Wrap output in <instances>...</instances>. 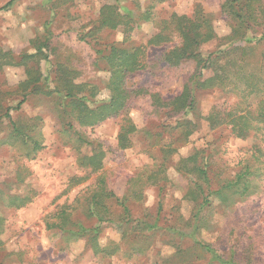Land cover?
Returning <instances> with one entry per match:
<instances>
[{"label": "rangeland", "instance_id": "rangeland-1", "mask_svg": "<svg viewBox=\"0 0 264 264\" xmlns=\"http://www.w3.org/2000/svg\"><path fill=\"white\" fill-rule=\"evenodd\" d=\"M227 1L0 0V8L11 2L0 11V49L13 57L11 64L0 66V104L4 108H15L22 100L18 86L27 80L23 62L33 70L38 68L42 78L50 62L74 68L79 72L74 83L94 85L96 102L108 100V73L94 67L92 48L77 40L78 32L96 22L105 5H114L122 15L130 16L129 22L134 23L129 41L146 48V69L128 77L126 86L133 95L124 114L92 128H80L64 113L70 114L71 109L62 107L60 96L40 90L28 94L18 109L10 110L29 142L24 144L21 137L12 136L9 122L0 120V217L4 219L0 264H264V119L247 115L249 133L243 138L233 136L227 125L213 128L208 121L218 115L216 119L227 122L237 112L245 114L248 106L253 111L260 97L239 96L230 85L225 90H200L193 111L184 118L156 111L151 98V94L166 99L179 95L195 69L192 61L173 68L159 62L163 52L179 41L174 32L165 29V23L202 15L223 39L231 35L234 22L222 10ZM164 31L170 34L171 43L148 44ZM255 35L259 37V33ZM101 36L104 42H120L124 33L120 28ZM251 37L247 32L242 38ZM47 38L48 49H40ZM242 38L232 43L242 44ZM219 44L211 41L199 51L208 55ZM21 55L34 57L24 61ZM261 74L264 78V66ZM123 118L136 131L129 135L130 147L119 150L117 136ZM69 122L83 138L101 147L100 172L78 165L91 155L92 148L77 143L67 127ZM195 153L212 191L234 181L249 165L250 180L256 184L253 193L244 199L232 197L226 204L216 194L207 196L204 189L207 205L201 208L202 197L194 186L201 182L176 167L179 160ZM155 170L159 177L147 179ZM101 176L116 198H126L128 215L120 203L103 199L109 215L102 209L99 214L108 221L99 224L87 218L78 205L66 228L75 231L71 223H77L85 228L84 233L69 238L59 230L46 229V224L55 223L51 216L60 206L73 203ZM15 197H26L28 203L19 208L8 206ZM97 227L99 232L92 240L90 230Z\"/></svg>", "mask_w": 264, "mask_h": 264}, {"label": "trees", "instance_id": "trees-1", "mask_svg": "<svg viewBox=\"0 0 264 264\" xmlns=\"http://www.w3.org/2000/svg\"><path fill=\"white\" fill-rule=\"evenodd\" d=\"M10 4L11 2L5 7H9ZM225 5L226 9L222 8V10L224 13H228L234 22L231 28V35L223 39L217 37L211 22L202 15L196 14L193 20L180 17L176 18L175 22L165 23V29L172 31V33L174 32L179 41L163 52L159 62L163 63L164 67L173 68L183 65L187 61H192L195 69L190 78L186 80L179 95L166 99L159 94H151V98L156 111L164 110L167 114L171 113L184 118L193 111L196 94L200 90H225L230 85L232 91L239 93V96L248 98L253 94L258 95L260 100L253 111H249L248 106L245 109V114L237 112L227 122H225V118L216 119L218 115H212L208 118L211 127L227 125L230 127V132L233 136L243 138L249 133L247 115L252 114V116L255 115L259 119H264V78L261 74L264 66V50H262V45L264 44V0H228ZM5 7L0 8V11L5 9ZM129 18V15H122L114 5H105L100 9L97 21L85 25L83 30L77 34L78 42L92 48L95 57L94 67H102V70L109 75L106 85L109 91L107 101L96 102V86L87 83H74L76 76L79 74L74 68L58 61L56 63L50 62V69L45 78H42L38 68L33 70V67L27 66V62H23L22 64L26 68L27 80L18 86V91L22 93V100L12 109L4 108L0 104V120L6 119L9 122L12 128L11 135L21 137L24 144L29 142L30 137L24 134V129L20 128L17 122L11 118L10 110L18 109L25 102L28 94L39 92L40 90H46V93L50 95L60 96L62 107L71 109L70 114L68 113L69 111H64V113L71 115L72 121L76 122L80 128H92L101 122L126 113V106L133 95V92L126 86L128 77L146 69V48L142 45H132L129 41L134 23L129 22ZM120 28L123 29L124 33L122 41L104 42L102 40L101 35ZM247 32L252 37L250 40H243L244 38L242 37ZM255 32L259 33V37L255 35ZM239 38H242L239 40L242 41V44L240 42H237L238 44L232 43ZM214 40L220 43L218 50L208 55H203L199 48ZM49 42L50 40L47 38L44 47L41 46L40 49H48ZM164 43H171L170 34L165 33V31L157 34L148 42L149 45L153 46H160ZM29 57L33 59L34 55ZM29 57L21 55L19 58L25 61ZM12 59L10 52H4L0 49V66L11 64L10 61ZM43 59L46 60V56ZM208 72L209 76L206 77ZM41 82L47 84V86L41 84ZM140 91L137 90V92ZM173 115L171 116L173 117ZM182 124L179 126H182ZM67 127L72 132V135L77 137V143L80 146L85 145L92 148L91 155L88 158H84L83 161L80 160L78 165L87 167L92 173L100 172L104 158V152L101 147L83 138L75 130L73 123H67ZM135 131L136 128L130 120L123 118L117 136V148L119 150H125L130 147L129 135L135 133ZM189 133L187 132L185 137ZM37 146L38 143L36 141L34 142V150L37 149ZM198 159L199 155L195 153L186 159L179 160L176 167L178 171L191 175L193 178L196 176L201 182L200 184L197 182L194 184L198 197H202L201 208L207 205V196L211 194H216L224 203L230 204L232 197H236V199L247 198L256 188L254 181L250 180L253 178L251 167L246 165L243 172L237 175L234 181H229L217 191H212L206 170L200 167V163L197 164ZM159 175L158 171H151L147 179L156 180ZM204 189H207V196H205ZM103 199L115 200L120 203L123 212L128 215V209L124 204L126 198H116L113 192L107 189L105 179L101 176L98 177L94 185L80 193L73 203L60 206L59 211L51 216L54 218L55 223L46 224V229L59 230L69 238L77 237L79 234L84 233L85 228L77 223H71V225H74L73 227H76L77 230L75 231L67 230L66 228L70 216L78 205L82 208L83 215L85 214L87 218H94L99 224L108 221L104 220L99 214L100 209H102L106 216L109 215L107 205L104 204ZM27 203L28 198L15 197L8 203V206L19 208ZM3 229L4 219L0 217V235ZM90 231L94 232L93 240L97 237L99 228L97 227Z\"/></svg>", "mask_w": 264, "mask_h": 264}]
</instances>
